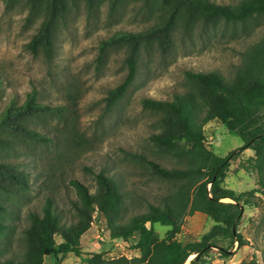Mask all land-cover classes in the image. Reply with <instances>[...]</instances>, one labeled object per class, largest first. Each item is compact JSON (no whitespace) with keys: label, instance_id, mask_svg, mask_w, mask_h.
Masks as SVG:
<instances>
[{"label":"rangeland","instance_id":"obj_1","mask_svg":"<svg viewBox=\"0 0 264 264\" xmlns=\"http://www.w3.org/2000/svg\"><path fill=\"white\" fill-rule=\"evenodd\" d=\"M211 1L235 4L239 0ZM42 19L43 8L32 11L26 0H0V113L11 102L22 104L34 89L39 101L68 106L62 119L42 114L33 121L34 127L53 138V142L20 138L12 148L0 150V162H11L24 170L29 184L5 201L7 213L2 217L14 227L2 233L0 248L6 258H20L28 214L41 213L47 194L56 196L65 223L85 224V213L75 203L86 208L71 180H78L90 194H95L100 171L114 177L124 194L123 222L146 211L151 204H160L170 184L153 177L129 153L146 154L168 167L179 163L153 141L151 136L162 132L164 126L156 113L143 106L142 100L171 101L183 94L191 86L188 71H214L232 79L244 62L246 51L264 37V17L246 25H180L167 48H160L156 41L141 46L136 78L125 95L108 107L109 90L127 74L128 48L124 43L112 45L99 60L100 45L117 32H137L150 26L154 19L142 1L128 0L111 10L108 0H99L93 9L84 0H76L59 24L52 58L26 48ZM204 132L208 148L219 156L243 145V140L218 120L207 123ZM254 155L251 149L238 152L223 186L238 193L259 188L257 172L245 169ZM247 198L253 203L244 206L239 230L248 243L240 248L236 243L230 258L213 248L206 264H248L254 260L264 264V196L250 193ZM223 201L232 202L229 198ZM212 226L207 215L195 212L185 218L177 238L199 239ZM156 230L162 238L167 227L157 226ZM135 241V236L128 242L111 238L107 220L94 212L93 222L80 240L84 254L69 253L61 264H88L85 257L99 252L106 260L133 258L139 256L132 247ZM53 262V257H45V264Z\"/></svg>","mask_w":264,"mask_h":264},{"label":"trees","instance_id":"obj_2","mask_svg":"<svg viewBox=\"0 0 264 264\" xmlns=\"http://www.w3.org/2000/svg\"><path fill=\"white\" fill-rule=\"evenodd\" d=\"M10 3L13 0H6ZM32 11L43 8V19L26 48L52 58L59 24L65 20L70 6L76 0H26ZM93 9L99 0H84ZM128 0H108L111 10ZM154 21L144 30L120 31L103 40L99 60L108 47L127 44V74L123 81L109 90L108 107L114 106L127 92L137 76L139 53L142 45L156 41L162 49L171 43L178 26L241 24L264 17V0H239L235 4L216 3L211 0H141ZM191 86L171 101L144 98V107L156 113L164 129L151 137L167 153L177 158L178 166L168 167L143 153H129L155 178L170 184L160 204H151L146 211L134 215L130 221L121 217L124 194L120 183L105 171L97 175L98 190L90 194L78 180H71L82 203L75 206L86 216L83 221L67 224L53 193L47 194L41 213L29 212V223L23 229L24 249L20 258L4 257L0 248V264H45V257H53V264L74 253L82 256L81 236L93 222V213L104 216L110 227V237L130 241L139 256L103 258L101 252L86 256L88 264H206L213 248L225 258L233 256V247L248 243L239 230L244 206L253 202L250 193L264 196V37L245 53L244 62L229 79L218 72H187ZM68 111L66 105H50L38 100L37 90L27 94L22 104L11 102L0 113V150L14 146L22 139L41 143L53 142V138L34 127V119L42 114L62 119ZM218 120L228 130L243 140L238 150L219 156L208 148L204 126ZM251 149L254 156L245 165L247 171L258 174L259 188L249 192H236L223 186L230 163L238 152ZM28 175L11 162H0V241L2 233L14 228L7 218L5 201L16 191L28 188ZM229 198L232 202H225ZM195 212L207 215L212 228L199 239L181 240V232L187 216ZM157 226L167 227L161 238ZM228 242L227 245L222 244ZM193 256V257H192ZM190 257H192L190 259ZM190 259V260H189ZM189 260V262H188ZM248 264H257L254 260Z\"/></svg>","mask_w":264,"mask_h":264},{"label":"built area","instance_id":"obj_3","mask_svg":"<svg viewBox=\"0 0 264 264\" xmlns=\"http://www.w3.org/2000/svg\"><path fill=\"white\" fill-rule=\"evenodd\" d=\"M98 237L100 238V235H98Z\"/></svg>","mask_w":264,"mask_h":264}]
</instances>
